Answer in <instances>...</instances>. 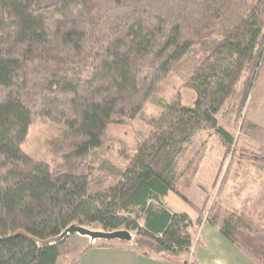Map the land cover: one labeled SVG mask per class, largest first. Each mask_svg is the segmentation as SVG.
Here are the masks:
<instances>
[{
  "label": "trees",
  "instance_id": "trees-1",
  "mask_svg": "<svg viewBox=\"0 0 264 264\" xmlns=\"http://www.w3.org/2000/svg\"><path fill=\"white\" fill-rule=\"evenodd\" d=\"M263 70L264 0H0V264H79L80 255L61 254L71 226L127 230L143 256L202 264L188 257L203 224L264 264L254 212L222 217L214 201L205 215L207 198L194 220L164 198L192 204L212 136L224 161L264 166L219 121L238 125ZM171 73L192 104L180 88L165 93ZM153 101L158 114L145 116ZM139 119L147 127L136 146L108 154L109 129ZM39 121L55 130L50 163L22 149Z\"/></svg>",
  "mask_w": 264,
  "mask_h": 264
},
{
  "label": "rangeland",
  "instance_id": "rangeland-1",
  "mask_svg": "<svg viewBox=\"0 0 264 264\" xmlns=\"http://www.w3.org/2000/svg\"><path fill=\"white\" fill-rule=\"evenodd\" d=\"M172 87L180 88V92L183 97V104L190 105L195 99V94L191 92L190 90H187L183 87V81L175 74L171 73L167 77V85L165 87V93L170 91ZM163 93H158L157 96L161 97ZM159 110L154 103H148L145 107L144 114L145 116L150 115H156L158 114ZM144 116V117H145ZM219 121L220 124L227 127L235 136V139L237 140L238 145L244 141H248L252 146L256 147V150L264 156V128H261V130H252L249 128V124L246 121V109L244 111L243 117L240 119L238 125L235 128H232L228 126L226 119L219 115ZM146 124L143 119H139L136 121L129 122L128 125L125 126H113L109 129L108 133L109 136L112 138V141L108 145L107 152L108 154H112L113 156L119 158L120 153L124 149H128L131 151L137 144L139 139V133L146 129ZM55 132L53 125L50 122L45 121H39L36 122L31 129L29 130L27 134L26 142L24 143L22 149L25 153L30 155L33 159L37 161H42L45 163H50L52 160L51 155L48 153L47 150V141L53 133ZM207 134H202L199 138L196 139V143L199 142V140L206 139ZM220 140L212 136L209 138L208 141V147L210 146V150L208 153L207 158V166H212L214 164V157L217 156V149L218 147H221ZM223 146V145H222ZM224 148V147H223ZM207 153V152H206ZM233 156H228L225 161L224 157L223 159H220L218 161V166L223 167L221 168V172L219 173L216 184L214 186V180L216 177V174L214 175V179L212 183L207 187L206 189H203L202 191L205 193L202 201H199V195L201 192L199 190L195 189L194 186L197 184V177L195 180L194 185L191 189V195L190 198L196 200L197 206L199 209L203 208L206 204V199H208L206 209H205V215L207 214V210L211 207L212 203L214 201H220L222 204V209H225L222 212V217L225 216V211L228 210V208L235 206L236 199L239 197H232L231 194L235 193L238 188L240 187V184L245 185V183L249 184L252 183L251 187L254 186V183L261 184L260 189H255L253 193L257 192L256 196L254 197V202L252 205H250L251 212H254L256 215L257 220H264V166L258 164H252L250 162H246L244 166L239 167L237 160H232ZM205 158V157H204ZM204 161V159H203ZM233 161V162H232ZM203 163V162H202ZM230 165V167H228ZM202 166V164H201ZM201 169V167H200ZM239 169V170H238ZM200 171V170H199ZM227 171V172H226ZM210 172V168L207 169V175L208 176ZM238 172V173H237ZM225 179V180H224ZM224 181V182H223ZM236 181L240 184L239 187H236L233 189V185L231 182ZM221 183H223L222 187L220 188ZM231 185L229 186V184ZM206 184V183H204ZM247 186V189L248 187ZM246 188V187H244ZM190 189V191H191ZM189 191V193H190ZM242 193H245V189L241 190ZM238 194V192H237ZM165 198L169 200L170 202H173V204L176 203L179 205V208H177L174 211H185L192 214V209L195 210L196 214H198V210L195 209V207H192V204H189L179 198L177 195H175L172 192L166 193ZM258 203V204H257ZM261 204V205H260ZM240 207V206H239ZM90 230H95L91 229ZM98 231V230H97ZM80 239V242H77V239ZM81 239H84L87 243H83ZM84 241V242H85ZM96 243L93 242L88 237H83L77 234H73L67 238L66 243L61 248V254L63 256H69V257H75L78 255L80 249L88 246V245H95Z\"/></svg>",
  "mask_w": 264,
  "mask_h": 264
},
{
  "label": "crops",
  "instance_id": "crops-1",
  "mask_svg": "<svg viewBox=\"0 0 264 264\" xmlns=\"http://www.w3.org/2000/svg\"><path fill=\"white\" fill-rule=\"evenodd\" d=\"M246 121L252 127H257L255 128L257 130L264 128V70L261 71L253 92L249 98L246 107ZM209 150L210 146L208 147L207 153L199 171L197 184L196 186H194L195 189L201 192L199 195V201H202V198L205 194L202 190L206 189V185L208 187L212 183L214 175L216 174L214 180L215 186L217 174L220 170L218 161L220 159H223L225 154V149L221 145V147H218L217 149V156L214 157L213 167L207 166L206 161L208 158ZM208 168H210V172L206 177ZM231 183L233 185L235 184L233 186V189L239 187L238 185L240 184L236 181H232ZM231 183L229 184V186L231 185ZM254 184L255 185L252 187V183H250V186L248 183H245V185L240 184L238 190L235 193L231 194L234 198L237 197V195L239 196L236 199L235 206L228 208V210L235 209L242 212L251 211L252 209H250L249 206L252 205V203L254 202V197L257 194V192H253L255 189H260V186H263L262 183H259L260 186L257 183ZM247 186H249L248 189ZM243 189H245V193L241 192V190ZM192 190L193 189H191L189 193V200L194 207L198 208V204L197 202H195L196 200L190 198ZM165 200L173 211L179 208V205L176 203V201L175 204H173V202H170L166 198ZM222 210L224 211L225 209ZM191 216L194 220H196L198 217V214H196L194 209H192ZM141 224L143 226H146V219L142 220ZM156 231L161 232L162 227L157 226ZM198 237L199 244L195 247V249H193L192 254L188 257L189 259L196 260L202 264H257L252 259L247 257L240 249L230 243L220 233L218 228L210 224L202 225L201 229L199 230ZM79 240L80 239L78 238L77 242H80ZM81 241L85 244L87 243L84 239H81ZM111 243V247H98L88 245L80 249L78 253V255H80L79 264H178L176 262L168 261L157 256H143L134 251L133 242L113 241Z\"/></svg>",
  "mask_w": 264,
  "mask_h": 264
},
{
  "label": "water",
  "instance_id": "water-1",
  "mask_svg": "<svg viewBox=\"0 0 264 264\" xmlns=\"http://www.w3.org/2000/svg\"><path fill=\"white\" fill-rule=\"evenodd\" d=\"M77 234L83 237H88L92 241H124V242H133L134 235L127 231H114V232H105L102 230H90L84 226H71L67 229L62 235L61 239L65 238L66 236Z\"/></svg>",
  "mask_w": 264,
  "mask_h": 264
},
{
  "label": "built area",
  "instance_id": "built-area-1",
  "mask_svg": "<svg viewBox=\"0 0 264 264\" xmlns=\"http://www.w3.org/2000/svg\"><path fill=\"white\" fill-rule=\"evenodd\" d=\"M94 242V241H93Z\"/></svg>",
  "mask_w": 264,
  "mask_h": 264
}]
</instances>
